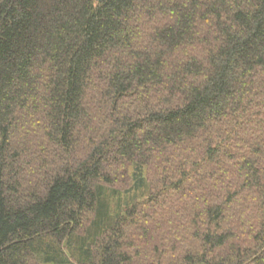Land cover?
<instances>
[{"label":"trees","instance_id":"trees-1","mask_svg":"<svg viewBox=\"0 0 264 264\" xmlns=\"http://www.w3.org/2000/svg\"><path fill=\"white\" fill-rule=\"evenodd\" d=\"M0 264H264V0H0Z\"/></svg>","mask_w":264,"mask_h":264}]
</instances>
